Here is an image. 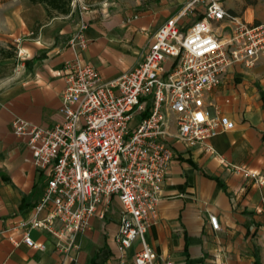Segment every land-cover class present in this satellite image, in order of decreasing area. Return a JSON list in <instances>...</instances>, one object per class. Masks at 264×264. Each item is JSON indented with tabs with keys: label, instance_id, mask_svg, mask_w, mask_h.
<instances>
[{
	"label": "crops",
	"instance_id": "1",
	"mask_svg": "<svg viewBox=\"0 0 264 264\" xmlns=\"http://www.w3.org/2000/svg\"><path fill=\"white\" fill-rule=\"evenodd\" d=\"M82 1L88 5L83 16L89 44L79 54L107 79L140 63L154 33L186 3ZM223 3L250 23L264 22V0ZM80 20V5L73 0H0V264L119 263L122 204L117 196L104 217H93L90 228L77 235V246L69 252L61 247L67 240L46 232H31L45 245L40 249L21 241L13 244L5 231L33 214L48 177L47 170L32 163L27 137L15 134L12 122L19 116L52 127L63 120L62 68L76 56L70 39ZM17 38H24L21 45ZM215 99L235 128L214 135L210 149L176 144L159 218L146 234L156 255L153 264H264V184L234 169L242 165L264 175V55L253 66L234 64ZM210 215L217 217L219 229L213 228ZM140 247L136 241L128 249L126 264H133Z\"/></svg>",
	"mask_w": 264,
	"mask_h": 264
},
{
	"label": "built area",
	"instance_id": "2",
	"mask_svg": "<svg viewBox=\"0 0 264 264\" xmlns=\"http://www.w3.org/2000/svg\"><path fill=\"white\" fill-rule=\"evenodd\" d=\"M73 2L80 5L81 20L70 39L76 56L62 68L63 120L52 127L19 116L12 122L14 133L27 137L32 163L48 172L43 195L29 218L5 231L13 244L40 249L45 245L31 232H46L67 240L61 247L69 252L77 246V235L90 228L93 217H104L117 196L122 204L118 264H126L136 241L141 247L133 264H153L156 255L146 234L159 218L175 146L204 144L210 149L214 135L235 128L215 91L234 64L253 66L264 55V22L246 21L223 0H192L154 33L140 63L107 79L79 54L89 44L83 16L88 5ZM196 2L206 4L204 15L185 27L180 20ZM23 39L15 41L21 45ZM22 58L19 47L18 60ZM234 169L264 184V175L242 165ZM210 222L220 228L216 216L210 215Z\"/></svg>",
	"mask_w": 264,
	"mask_h": 264
},
{
	"label": "rangeland",
	"instance_id": "3",
	"mask_svg": "<svg viewBox=\"0 0 264 264\" xmlns=\"http://www.w3.org/2000/svg\"><path fill=\"white\" fill-rule=\"evenodd\" d=\"M185 1L186 3L182 6L180 11H182L185 8V6L192 0H185ZM205 10H206V4L204 2H196L195 9L193 11H187V13L183 15V17L180 20L181 24H185V25L192 24L195 20L198 19L199 15L201 16L203 14V11L205 12Z\"/></svg>",
	"mask_w": 264,
	"mask_h": 264
},
{
	"label": "trees",
	"instance_id": "4",
	"mask_svg": "<svg viewBox=\"0 0 264 264\" xmlns=\"http://www.w3.org/2000/svg\"><path fill=\"white\" fill-rule=\"evenodd\" d=\"M201 17H203V16H201ZM201 17H200V18H201Z\"/></svg>",
	"mask_w": 264,
	"mask_h": 264
}]
</instances>
